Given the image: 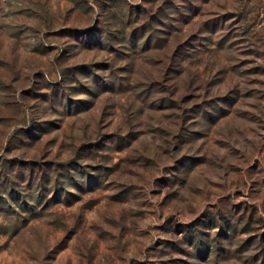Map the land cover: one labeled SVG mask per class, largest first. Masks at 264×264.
Returning <instances> with one entry per match:
<instances>
[{"label": "rangeland", "instance_id": "1", "mask_svg": "<svg viewBox=\"0 0 264 264\" xmlns=\"http://www.w3.org/2000/svg\"><path fill=\"white\" fill-rule=\"evenodd\" d=\"M0 264H264V0H0Z\"/></svg>", "mask_w": 264, "mask_h": 264}]
</instances>
